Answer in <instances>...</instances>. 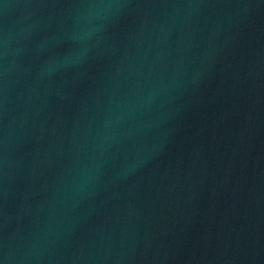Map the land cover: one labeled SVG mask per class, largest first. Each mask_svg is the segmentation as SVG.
Wrapping results in <instances>:
<instances>
[{
    "label": "water",
    "instance_id": "95a60500",
    "mask_svg": "<svg viewBox=\"0 0 264 264\" xmlns=\"http://www.w3.org/2000/svg\"><path fill=\"white\" fill-rule=\"evenodd\" d=\"M0 264H264V0H0Z\"/></svg>",
    "mask_w": 264,
    "mask_h": 264
}]
</instances>
